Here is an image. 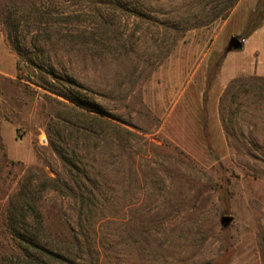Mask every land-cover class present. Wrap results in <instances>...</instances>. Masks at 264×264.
<instances>
[{"label":"rangeland","instance_id":"rangeland-1","mask_svg":"<svg viewBox=\"0 0 264 264\" xmlns=\"http://www.w3.org/2000/svg\"><path fill=\"white\" fill-rule=\"evenodd\" d=\"M219 1L0 0V264H23L10 224L22 192L43 243L76 234L77 264H264V82L233 85L222 126L214 84L230 34L264 35V0L183 38L161 25ZM79 179L91 181L83 208L47 182Z\"/></svg>","mask_w":264,"mask_h":264},{"label":"trees","instance_id":"trees-1","mask_svg":"<svg viewBox=\"0 0 264 264\" xmlns=\"http://www.w3.org/2000/svg\"><path fill=\"white\" fill-rule=\"evenodd\" d=\"M241 0H220L218 5L210 12H205L203 14L193 12L192 17L186 18V20L181 19L180 21L166 22L161 24L166 31H171L183 38L187 31L196 30L200 28H208L218 21H226L234 8L238 5ZM119 7L124 13H128L137 17H145L146 15L143 12L133 9L130 3L119 2ZM196 15L195 17H193ZM186 22V23H185ZM235 39H238L236 37ZM177 41V38L175 39ZM55 79H58L56 73H49ZM71 86H75V83L72 79L67 78L65 80ZM61 96V95H58ZM65 98V97H64ZM66 99L73 104L82 109V115L86 118V121H92L97 123L106 124L110 129L117 131L118 133H126L128 135L135 136L134 133L124 129L113 120L107 119V115L101 111V109L88 106L81 101H74L70 97ZM73 108V109H72ZM75 107H71L74 110ZM53 148L59 153V155L64 159L66 164L71 166L73 169L76 168L75 157L68 155L67 151L59 149L52 142ZM49 184H52L54 190H57L59 193L64 194L65 196L70 197L71 199L80 200L82 203V208L85 204L90 202L89 193L91 185L90 179H79L76 181V188L71 185L60 182L59 180H47ZM90 184V185H89ZM18 206L14 209V214L11 215L10 224L11 231L15 239L19 243V249L23 256V264H50L54 262L57 264H77L72 258H76V254L73 252L75 249L78 251L82 249L83 245L78 241L76 234L74 236L70 235L69 240L66 241L67 246L65 245H51L48 243H43L41 241L42 235L45 229L43 227L42 216L38 212L34 204L28 202V193H21ZM28 208L33 213V218L36 221V225L33 227L30 225L20 224V221L25 222V217L23 212ZM73 232V231H72ZM84 248V247H83Z\"/></svg>","mask_w":264,"mask_h":264},{"label":"crops","instance_id":"crops-1","mask_svg":"<svg viewBox=\"0 0 264 264\" xmlns=\"http://www.w3.org/2000/svg\"><path fill=\"white\" fill-rule=\"evenodd\" d=\"M246 26L247 23H243L242 28L246 30ZM230 36L235 38L240 34L232 33ZM239 41L242 44V49L228 53L215 77V114L221 126L223 125L222 105L229 95L230 98L233 97V85L237 81H241L247 88L248 80H252L251 83L254 79H259L260 83L264 82V35L259 30L254 34L243 36ZM236 52L240 54L237 55ZM205 60L206 58L202 60V65Z\"/></svg>","mask_w":264,"mask_h":264},{"label":"water","instance_id":"water-1","mask_svg":"<svg viewBox=\"0 0 264 264\" xmlns=\"http://www.w3.org/2000/svg\"><path fill=\"white\" fill-rule=\"evenodd\" d=\"M229 50H241L242 49V44L238 39L232 38L230 43H229ZM231 218L225 217L222 221V224L224 226L228 225L231 222Z\"/></svg>","mask_w":264,"mask_h":264},{"label":"built area","instance_id":"built-area-1","mask_svg":"<svg viewBox=\"0 0 264 264\" xmlns=\"http://www.w3.org/2000/svg\"><path fill=\"white\" fill-rule=\"evenodd\" d=\"M46 142H47V140L46 139H44Z\"/></svg>","mask_w":264,"mask_h":264}]
</instances>
